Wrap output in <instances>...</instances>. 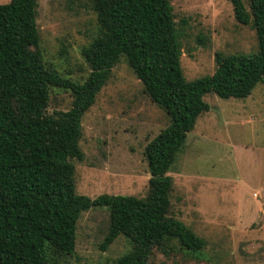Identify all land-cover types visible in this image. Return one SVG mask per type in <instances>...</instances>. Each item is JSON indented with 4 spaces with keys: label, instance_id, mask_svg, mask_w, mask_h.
I'll list each match as a JSON object with an SVG mask.
<instances>
[{
    "label": "trees",
    "instance_id": "1",
    "mask_svg": "<svg viewBox=\"0 0 264 264\" xmlns=\"http://www.w3.org/2000/svg\"><path fill=\"white\" fill-rule=\"evenodd\" d=\"M100 34L83 49L91 72L83 82L45 65L39 49L38 0L0 3V264H50L51 252L75 250L82 211L107 206L106 248L120 234L133 248L116 264H150L154 244L178 238L199 250L205 240L169 216L173 178L168 174L198 116L204 96H248L264 81V0H230L235 18L256 29L255 53L216 54L211 75L188 80L171 0H93ZM126 56L146 92L170 123L145 148L150 190L146 197L80 194L72 158L82 160V117L94 104L120 56ZM50 86L70 89L72 105L47 114ZM264 264V263H260Z\"/></svg>",
    "mask_w": 264,
    "mask_h": 264
},
{
    "label": "rangeland",
    "instance_id": "2",
    "mask_svg": "<svg viewBox=\"0 0 264 264\" xmlns=\"http://www.w3.org/2000/svg\"><path fill=\"white\" fill-rule=\"evenodd\" d=\"M10 0H0L7 3ZM249 9V0H244ZM39 49L45 65L83 82L91 66L83 49L100 34L93 0H38ZM182 43L181 65L188 80L211 75L216 54L259 50L253 24L237 21L230 0H171ZM201 113L168 174L173 178L169 216L182 220L205 240L199 250L178 238L151 248L150 264L264 263V81L243 98L204 96ZM70 89L50 86L47 114L71 107ZM170 123V116L146 92L128 58L120 56L82 117L72 158L76 190L91 198L108 194L146 197L150 190L145 148ZM110 226L107 206L81 212L73 253L51 252L50 264H116L133 248L120 234L101 244Z\"/></svg>",
    "mask_w": 264,
    "mask_h": 264
}]
</instances>
